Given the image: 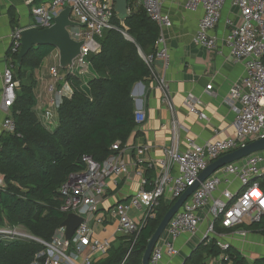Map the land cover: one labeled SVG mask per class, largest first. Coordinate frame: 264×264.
Segmentation results:
<instances>
[{"label":"built area","instance_id":"2783aa9c","mask_svg":"<svg viewBox=\"0 0 264 264\" xmlns=\"http://www.w3.org/2000/svg\"><path fill=\"white\" fill-rule=\"evenodd\" d=\"M27 1L33 5L32 15L35 20L33 27L40 30L53 27L56 18L66 8L71 9L70 18L78 25L68 30L72 39L82 42L83 45L70 72L74 68L88 71L89 58L100 52V39L106 31L117 30L128 40L134 41L124 25L120 28L114 24L117 17L114 0ZM165 2L166 0H132L129 12L131 14L132 10L143 9L160 29L155 54L145 56L139 50V55L151 69L152 75L156 76L165 101L174 109L165 77L158 74L155 68L156 62L162 61L163 70L166 71L171 62L165 30L171 28L173 23L164 13ZM227 3L238 10L239 21L237 23L230 21V31L225 43L232 60L245 66V76L234 84L228 94V100L236 115L233 123L235 133L224 139L210 140L204 145L188 139V148L185 150L181 148L180 135H175L172 146L165 149L164 157L149 162L142 158L148 147L136 149L138 158L135 161L134 174L141 178L142 188L132 197L129 205H117L114 208L118 216V233L131 244L126 259L131 254L142 229L148 221L155 220L164 201L171 198L175 203L195 184L199 175L211 163L264 138V0H185V7L192 12L203 13L194 41L197 45L212 51L218 48V38L212 32L219 25ZM21 33V29H16L11 34L13 54H19L21 51ZM50 73L55 83L61 80L58 67H52ZM3 85L2 128L5 133L13 134L17 124L12 115V108L17 100L20 82L16 80L11 67L6 68L3 73ZM53 89L52 87L51 90ZM210 90H213V86L207 87V91ZM57 95L55 108L58 110L64 98L72 97L73 91L65 86ZM200 104L201 102L196 99L187 101L190 112L206 120L207 115L198 110ZM145 120L144 112L137 111V124H142ZM123 145L121 141L116 142L112 147V155L103 163L96 162L88 155L83 156L84 169L71 174L61 187L60 193L64 198L61 211L67 216L75 214L83 219L70 240L66 239L65 231L61 227L50 243L31 236L29 232L30 235L17 232V229L23 226L0 227V235L10 239H36L33 241L45 248V252L38 256L45 258L42 264H94L95 257L106 253L111 247L109 241H101L95 236L92 227L93 223H104V218L98 215V210L105 198L107 183L112 177L130 175ZM145 166L147 169L158 170L157 179L150 190L145 188L148 185L144 177ZM263 179L264 152L255 153L217 170L200 185L170 221L165 234L152 251L149 264H171L181 253L175 242L180 238L190 239L197 235H201L200 245L203 243L208 245L215 240L221 251L215 259L218 264L229 262L231 243L224 241V236L216 227L219 225L223 229L236 230L244 224L261 223L264 219V189L261 185ZM3 185V178L0 177V186ZM130 208H135L143 214L140 223L129 217ZM204 224L207 228L201 233ZM236 233L243 238L248 235L245 230H238ZM166 234L169 236L168 239H164ZM191 255L182 260L181 264H191L188 262Z\"/></svg>","mask_w":264,"mask_h":264},{"label":"trees","instance_id":"16d2710c","mask_svg":"<svg viewBox=\"0 0 264 264\" xmlns=\"http://www.w3.org/2000/svg\"><path fill=\"white\" fill-rule=\"evenodd\" d=\"M114 24L120 28L124 25L134 41L117 30L106 31L100 39V52L89 58L92 78L86 83L64 70L74 93L63 99L57 110L59 124L54 129L44 125L35 113L33 80L26 81L24 74L27 68H40L54 48L33 47L21 68L17 64L19 54H11V67L20 88L12 108L16 131L0 138V177L4 183L0 186V227L23 226L32 236L52 242L67 218L61 211L64 198L60 189L71 174L84 169L83 156L103 163L112 155L116 142L124 144L135 132L138 124L133 90L152 76L139 50L145 56L154 55L160 29L143 9L132 11L124 23L116 17ZM261 185L264 189V179ZM170 207L163 205L155 220L146 223L127 259L131 244L121 238L120 245L96 264H143L149 240ZM246 229L264 235V219L248 224ZM43 252L44 246L33 240L0 235V264H42L45 258L38 256ZM220 253L213 240L201 244L188 262L202 264L205 254L217 257ZM228 254L230 261L225 264H264V256L250 262L232 248Z\"/></svg>","mask_w":264,"mask_h":264},{"label":"crops","instance_id":"0c3cea01","mask_svg":"<svg viewBox=\"0 0 264 264\" xmlns=\"http://www.w3.org/2000/svg\"><path fill=\"white\" fill-rule=\"evenodd\" d=\"M32 7L33 5L27 0H0V138L5 133L2 128L4 115L1 112L3 73L6 68L13 66L11 34L16 29L24 30L35 25ZM163 10L173 23L171 28L165 30L171 62L166 71L157 62L155 68L158 74L165 77L174 109L170 108L165 101L156 76L152 75L146 82L138 83L134 87L136 112L139 110L144 112L146 120L138 124L133 135L123 145L130 175L109 179L105 198L98 210V215L104 218V223L92 224L95 236L111 244L106 253L95 257L94 264L105 260L110 251L121 243L122 237L118 233V216L114 208L117 205H129L132 197L142 188L141 178L134 174L135 161L138 158L137 148L148 147V151L142 158L149 162L164 157L165 149L172 146L175 135H180L181 148L185 150L188 148V139L204 145L210 140L224 139L235 133L233 123L236 115L228 100V94L234 84L240 82L245 76V66L232 60L225 39L230 31V21L235 23L239 21L238 10L230 3L225 5L220 23L212 32L218 38V48L212 51L197 45L194 41L203 15L201 11L188 10L185 7V0H166ZM52 67H58L60 70L62 78L57 83L50 73ZM70 73L78 75L76 70ZM24 74L26 81L30 78L33 80L35 113L40 116L44 125L51 129L56 128L59 124V115L55 108V102L58 100L57 93L65 86L74 93L72 84L66 79V72L60 67L58 50L53 49L43 60L40 68L36 70L27 68ZM82 74L84 77H90L84 80L85 83L92 78L88 71H83ZM208 86H213V90L207 91ZM52 87L53 90H51ZM192 99L201 102L198 110L207 115L206 120L190 112L187 101ZM144 171V177L148 181L145 188L150 190L155 184L158 170L147 169L145 166ZM173 204L171 198L164 201V206L172 207ZM128 215L137 223L143 219V214L135 208H130ZM246 226L247 224H244L236 230L217 226V231L224 236V241L231 243L233 250L238 251L251 262L264 256V235L256 230H248ZM205 228H207L206 224L201 227V233ZM238 230H245L248 235L243 238L237 235ZM168 237L166 234L164 239ZM175 243L181 253L171 264H181L182 260L193 254L200 246L201 235L190 239L180 238ZM204 256L201 260L202 264H218L216 257H208L206 254Z\"/></svg>","mask_w":264,"mask_h":264},{"label":"water","instance_id":"95a60500","mask_svg":"<svg viewBox=\"0 0 264 264\" xmlns=\"http://www.w3.org/2000/svg\"><path fill=\"white\" fill-rule=\"evenodd\" d=\"M114 11L117 18L122 22L130 17L129 3L130 0H114ZM71 9L66 8L55 20L53 27L45 30H40L36 27H30L22 30V48L18 56V66L22 67L24 58L31 52L33 47H52L59 52L60 67L63 70H71L74 66V61L81 53L82 42H76L72 39L69 28L75 27L78 23L70 18ZM157 63L163 66L162 61ZM264 152V138L248 144L246 147L240 148L217 161L211 163L198 177L195 184L190 187L167 211L160 225L155 231L152 238L146 247L143 255V264H149L153 249L159 240L165 234L170 221L176 213L183 207L186 201L192 194L200 187V185L212 176L217 170L222 167L238 162L255 153ZM83 219L75 214H69L66 220L62 223L61 228L65 231V237L70 240L79 226L82 224ZM33 240H36L32 238Z\"/></svg>","mask_w":264,"mask_h":264},{"label":"rangeland","instance_id":"374dc122","mask_svg":"<svg viewBox=\"0 0 264 264\" xmlns=\"http://www.w3.org/2000/svg\"><path fill=\"white\" fill-rule=\"evenodd\" d=\"M73 70H76V73L80 76V78L82 80H88L90 77L87 76V77H84V75L82 74L83 71H81V69H77V68H74ZM80 70V71H79ZM17 232H19L20 234H23V235H28V231L25 229V228H19L17 229ZM30 235V234H29ZM32 236V235H31Z\"/></svg>","mask_w":264,"mask_h":264}]
</instances>
